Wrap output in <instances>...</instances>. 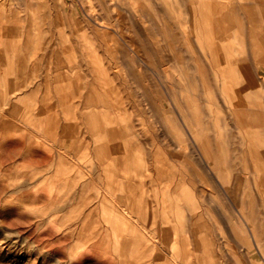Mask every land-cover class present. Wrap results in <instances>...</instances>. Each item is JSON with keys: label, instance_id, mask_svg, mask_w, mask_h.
<instances>
[{"label": "rangeland", "instance_id": "rangeland-1", "mask_svg": "<svg viewBox=\"0 0 264 264\" xmlns=\"http://www.w3.org/2000/svg\"><path fill=\"white\" fill-rule=\"evenodd\" d=\"M208 1L0 0V264H264L233 121L264 113V67L234 30L215 55Z\"/></svg>", "mask_w": 264, "mask_h": 264}, {"label": "bare ground", "instance_id": "bare-ground-1", "mask_svg": "<svg viewBox=\"0 0 264 264\" xmlns=\"http://www.w3.org/2000/svg\"><path fill=\"white\" fill-rule=\"evenodd\" d=\"M195 0H193L194 2ZM197 1V0H196ZM226 3H223V2H219L218 0H211V1H208L204 4H202V8H201V18H202V15H203V18H202V23H203V31L205 32V34L207 35V38H208V43L213 51L215 52V55H217L218 53L221 52V49L222 50H225V48H227V50L230 52V54L232 53L233 51V48L235 47L234 44L232 43H228L226 44L227 46H224L221 41H227L229 40L228 38H226L225 36H228L227 34H230L233 30L236 32L233 36V38L235 39H238L240 38L241 42L242 40L244 41V43L246 41H250L252 44L251 46L255 49L256 52H253L254 54V57H256L260 64L263 65L262 67H264V0H246L247 1V6H244L243 9L234 4V1L233 0H225ZM242 1V0H241ZM191 2V0H190ZM199 2V1H198ZM197 2V3H198ZM250 2V4H249ZM195 5L197 6L196 2H194ZM240 3V2H239ZM244 3H245V0H244ZM246 4V3H245ZM240 5V4H239ZM194 13V12H193ZM198 14V13H197ZM192 15V13H191ZM246 15H249V19L251 22V26L249 27V29H247V27H245V24H246ZM196 20V19H195ZM199 20V19H198ZM199 24H200V20H199ZM250 25V24H249ZM193 33V32H192ZM234 33V32H233ZM194 34V33H193ZM248 34V35H247ZM202 38V37H201ZM184 40V39H183ZM189 40V39H188ZM2 41H3V38H2ZM185 42V41H184ZM231 42V41H230ZM192 43V41H191ZM202 43V42H201ZM243 43V44H244ZM2 44V43H1ZM198 46V45H197ZM206 47V46H205ZM210 47V49H211ZM247 49V48H246ZM207 50V48H206ZM210 51V50H208ZM212 51V52H213ZM206 52V51H204ZM204 54V53H203ZM207 54V53H206ZM209 54V52H208ZM207 54V55H208ZM248 54V53H247ZM214 55V56H215ZM210 56V55H209ZM223 57H224V54H223ZM240 57V56H238ZM245 57V56H244ZM247 57V56H246ZM209 58V57H208ZM214 59V57H213ZM216 59V58H215ZM219 59V58H218ZM222 59V58H221ZM225 59V57H224ZM2 60V59H1ZM246 60V59H245ZM217 61V60H216ZM220 61V59H219ZM227 61V62H226ZM224 60V62L226 63H229L230 65H233V63H239L240 61L239 60H236L234 58H229L228 60ZM247 61V60H246ZM5 62V61H4ZM214 62V61H213ZM223 62V63H224ZM198 63V62H197ZM222 63V62H220ZM245 63V62H244ZM194 64V63H193ZM241 64V63H240ZM199 65V64H198ZM216 65V64H215ZM217 66V65H216ZM220 67V66H218ZM261 67V66H260ZM259 68V67H258ZM200 69V68H199ZM224 69V68H223ZM227 70V69H226ZM239 70V69H238ZM241 71V70H240ZM237 72V69L233 68L231 69L230 71V74L232 76V78L234 77V75L236 74ZM220 73V72H219ZM243 73V72H242ZM241 73V74H242ZM194 74V73H193ZM200 74V73H199ZM244 74V73H243ZM207 75V74H206ZM246 76V74H244ZM200 76V75H199ZM198 76V77H199ZM219 76V75H218ZM229 76V75H228ZM230 76V77H231ZM197 77V76H196ZM244 78V76H243ZM220 79V78H219ZM242 79V78H241ZM245 79L247 80L248 78L245 77ZM188 80V79H187ZM201 80V79H200ZM225 80V79H223ZM228 82V81H227ZM223 83H226V82H223ZM240 81H238L237 84H239ZM204 84V83H203ZM246 84V83H245ZM252 84V83H250ZM250 84H247L245 87L242 86L243 88L247 89L246 91V94L248 96V99L250 98L251 94L254 93V91L252 92L251 89H249V86ZM252 86V85H251ZM254 86V85H253ZM260 87V85H259ZM241 88V87H239ZM234 89V90H233ZM236 87H234V84L232 85V91L234 93ZM238 89V88H237ZM260 91V90H259ZM258 91V92H259ZM186 92V91H185ZM238 91H236L237 93ZM235 93V94H236ZM240 94L239 93V99L236 100V98L234 97V103H232V105H236V106H240L243 105V102H242V99L244 98H241L240 97ZM226 95V94H225ZM242 95V94H241ZM212 96V95H211ZM262 97V96H261ZM245 99V98H244ZM263 99V97H262ZM238 105H237V103ZM184 103V102H183ZM185 106V105H184ZM246 106V105H245ZM186 108V107H185ZM235 112L233 113V121H235L236 123H239L240 125L246 127L249 131V134L248 136L250 137V141H251V150L249 152H251L253 154V148H254V151L257 153V156L260 155L261 152H263L264 150V143L261 145L260 143L261 142H257L258 138H262V136L264 135L263 134V130H264V113L262 112H258V111H254V110H250V111H244V110H234ZM221 112V111H220ZM225 113V112H223ZM219 114V113H218ZM220 115V114H219ZM218 115V116H219ZM215 116V115H214ZM221 117V115H220ZM182 118V117H181ZM197 118V117H196ZM216 118V117H215ZM196 120H201L200 123L202 124V119L199 118V119H196ZM216 120V119H215ZM212 122V121H211ZM221 122V121H220ZM212 124V123H211ZM221 124V123H220ZM218 125V124H217ZM205 126V124H204ZM203 126V127H204ZM211 127V125H209ZM208 126V127H209ZM227 126V125H226ZM219 127V126H218ZM228 127V126H227ZM212 128V127H211ZM224 128V127H223ZM241 128V127H240ZM252 128H253V131H252ZM258 131V132H255V129ZM205 129V128H204ZM210 129V128H209ZM225 129V128H224ZM235 129V128H234ZM242 129V128H241ZM212 130V129H211ZM233 130V129H232ZM236 130H237V127H236ZM244 130V129H242ZM202 131V130H200ZM238 131V130H237ZM245 133V131H243ZM209 133V132H208ZM214 133V132H213ZM227 133H228V130H227ZM235 133V132H234ZM229 134V133H228ZM232 134V133H231ZM231 134L228 136L230 137ZM239 134V133H238ZM260 134V136H259ZM216 135V134H215ZM244 135V134H243ZM246 135V134H245ZM244 135V137H245ZM262 135V136H261ZM195 136V135H194ZM218 136V135H217ZM236 136V135H235ZM234 136V137H235ZM246 135V137H248ZM177 137V136H176ZM204 137V135H203ZM237 137V136H236ZM235 137V138H236ZM248 137V139H249ZM179 138V136L177 137ZM180 139V138H179ZM195 139V138H194ZM219 139L220 137H218L217 139V144L220 145L221 147V144L219 142ZM242 139V138H241ZM247 139V138H246ZM245 139V141H246ZM225 140V138H224ZM228 140V138H227ZM234 140V139H233ZM221 141V140H220ZM223 141V140H222ZM257 143V144H260V146L257 148V145L253 142ZM11 142V141H10ZM213 142V139L211 140V138H208L205 140L204 142V145L206 146L207 150L210 152V153H213L215 154L214 156V161H216L217 159V156L219 157V155L221 156L222 152H224L222 149V147L218 148V150H214V143ZM216 142V140H215ZM233 142V141H232ZM236 142V141H235ZM6 143V142H5ZM8 143H9V140H8ZM227 143V142H225ZM238 144V143H237ZM241 144V143H240ZM3 146V145H2ZM5 146V145H4ZM25 147V146H24ZM236 147V145H235ZM245 147H246V144H245ZM253 147V148H252ZM262 147L263 150L260 148ZM232 148V146H231ZM44 149V148H43ZM244 149V148H243ZM234 150V149H233ZM238 151V150H237ZM241 151V150H240ZM44 152V151H43ZM243 152V150H242ZM43 154H46L45 152ZM255 154V153H254ZM225 155V152L224 154ZM243 156V154H241ZM250 155V154H249ZM48 156V155H47ZM241 156V158H242ZM45 157V156H44ZM262 157V155H261ZM263 158V157H262ZM222 159V156L218 158L217 161H221ZM254 159V157H253ZM225 160V159H223ZM251 160V159H250ZM262 160V163L260 162L259 163V166L261 168V170L263 171V177L257 179L258 182L260 183V188L261 189H264V159H261ZM45 162V160H43ZM216 161V162H217ZM226 161V160H225ZM247 161V160H246ZM255 161V160H254ZM257 161V160H256ZM38 162V160L36 161ZM42 162V161H41ZM41 162H38V163H41ZM48 162V161H47ZM248 162V161H247ZM43 163V162H42ZM45 164V163H44ZM218 164V162L216 163V165ZM246 165V164H245ZM249 165V164H248ZM256 166V165H255ZM218 168L220 166H217ZM249 167V166H248ZM247 168V167H246ZM228 169V168H227ZM118 171H119V167H118ZM229 172V171H228ZM250 173V172H249ZM259 173V172H258ZM261 173V172H260ZM229 174V173H228ZM254 174V173H253ZM123 175V174H122ZM230 175V174H229ZM234 175V174H233ZM258 175V174H257ZM47 179V178H46ZM228 180V178H226ZM225 179V180H226ZM232 179V178H231ZM233 181V180H232ZM256 181V180H255ZM231 182V181H230ZM229 184V182H228ZM234 184V182H233ZM236 184V183H235ZM247 184V183H246ZM248 185V184H247ZM258 186V187H259ZM260 191V190H259ZM262 192H264V190H261ZM261 191H260V194H261ZM182 194V193H181ZM252 195V194H251ZM263 195V200H264V194ZM261 195V196H262ZM260 196V197H261ZM254 197V195H253ZM120 198H122L120 196ZM255 198V197H254ZM255 201V199H254ZM264 202V201H263ZM262 203V202H261ZM252 206V205H251ZM203 218V216H202ZM115 220V219H114ZM110 221V224H111V220ZM107 221V222H109ZM116 221V220H115ZM114 221V222H115ZM118 221V220H117ZM113 222V223H114ZM116 224V222H115ZM196 224V223H195ZM198 224V223H197ZM117 225V224H116ZM116 225H112L113 227L116 228ZM120 227V226H119ZM125 229V228H124ZM123 229V230H124ZM127 229V228H126ZM126 229L124 230V232L126 231ZM128 234V233H127ZM131 234V233H130ZM130 240V239H129Z\"/></svg>", "mask_w": 264, "mask_h": 264}, {"label": "crops", "instance_id": "crops-1", "mask_svg": "<svg viewBox=\"0 0 264 264\" xmlns=\"http://www.w3.org/2000/svg\"><path fill=\"white\" fill-rule=\"evenodd\" d=\"M246 3V4H245ZM245 3H244V0H243V3L242 4H240L239 5V3L238 4H236V5H238V6H240L242 9H243V7L244 6H247V1L245 0ZM235 4V3H234ZM249 4H250V2H249ZM246 24H245V26L247 27V29H249V27L251 26V22H249L250 21V19H249V15H246ZM250 24V25H249ZM242 126V125H241ZM242 127H244V126H242ZM255 129V128H254ZM252 131H253V128H252ZM255 132H258L256 129H255ZM259 136H260V134H259ZM262 136V135H261ZM253 142V141H252ZM257 142H261L260 144L262 145L263 143H264V135L262 136V138H258V140H257ZM246 144H249L250 145V147H251V141H250V137H249V139H248V141H246L245 142ZM253 143H255V142H253ZM256 145H257V148L260 146V144H257V143H255ZM244 148V149H242L243 150V152H241V154H243V156L242 155H239V156H237V157H239V158H241V156H242V160H246V159H251V160H253V163H252V168H253V173L254 174H258L259 176H261V177H263L262 175H263V171L261 170V168H260V166H259V163L261 162L262 163V160L261 159H264V150H263V148L262 147H260L262 150H263V152H261L260 153V155L259 156H257V153L254 151V148H253V154L251 153V152H249L250 150H251V148ZM222 149H224L223 151L225 152V154L227 155V149L226 148H222ZM224 152H222V154H221V156L224 154ZM255 153V154H254ZM250 154V155H249ZM261 155H262V157H261ZM225 156V155H224ZM253 157H254V159H253ZM222 159H224V157L222 156ZM225 159H227L226 157H225ZM255 160V161H254ZM257 160V161H256ZM256 165V166H255ZM259 172V173H258ZM261 172V173H260ZM260 177V178H261ZM257 185H256V188L255 189H257V190H264V189H261L260 188V183L258 182V180H257ZM259 186V187H258ZM264 200L262 199L261 200V202L264 204V202H263ZM254 204H256V202L254 203ZM256 215H250V216H246V218H245V221H243L244 223H246V224H250V223H256V222H258L257 221V217H255ZM244 219V218H243ZM260 222H263L264 223V216H263V218H262V220H259ZM260 232V229H259V227H254V228H252L251 227V231L249 232V233H251L252 235H251V237H252V240H255L256 241V243H257V240L259 239V232Z\"/></svg>", "mask_w": 264, "mask_h": 264}]
</instances>
